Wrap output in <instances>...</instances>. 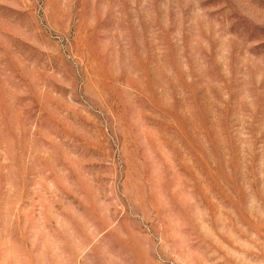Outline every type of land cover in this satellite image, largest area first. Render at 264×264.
I'll use <instances>...</instances> for the list:
<instances>
[{"label": "rangeland", "instance_id": "374dc122", "mask_svg": "<svg viewBox=\"0 0 264 264\" xmlns=\"http://www.w3.org/2000/svg\"><path fill=\"white\" fill-rule=\"evenodd\" d=\"M0 264H264V0H0Z\"/></svg>", "mask_w": 264, "mask_h": 264}]
</instances>
